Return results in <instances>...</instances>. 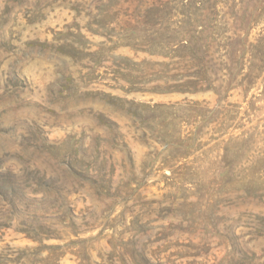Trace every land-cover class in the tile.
I'll return each mask as SVG.
<instances>
[{"label":"rangeland","instance_id":"obj_1","mask_svg":"<svg viewBox=\"0 0 264 264\" xmlns=\"http://www.w3.org/2000/svg\"><path fill=\"white\" fill-rule=\"evenodd\" d=\"M0 264H264V0H0Z\"/></svg>","mask_w":264,"mask_h":264},{"label":"trees","instance_id":"obj_2","mask_svg":"<svg viewBox=\"0 0 264 264\" xmlns=\"http://www.w3.org/2000/svg\"><path fill=\"white\" fill-rule=\"evenodd\" d=\"M178 48L180 49H178L179 54H182L179 56L185 61L183 63L186 64V67H194L202 72L187 76L179 90L182 92H197L200 88H203L202 84H207L206 79L203 78V72L207 69L205 56L208 53H217V50L211 42H205L201 45L195 40L182 41L178 44Z\"/></svg>","mask_w":264,"mask_h":264}]
</instances>
